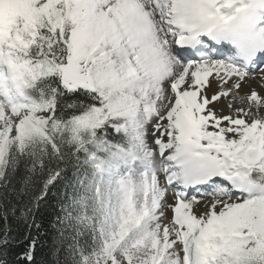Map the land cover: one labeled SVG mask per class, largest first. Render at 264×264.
<instances>
[{"label":"snow or ice","instance_id":"obj_1","mask_svg":"<svg viewBox=\"0 0 264 264\" xmlns=\"http://www.w3.org/2000/svg\"><path fill=\"white\" fill-rule=\"evenodd\" d=\"M0 188V264H264V0H0Z\"/></svg>","mask_w":264,"mask_h":264},{"label":"trees","instance_id":"obj_2","mask_svg":"<svg viewBox=\"0 0 264 264\" xmlns=\"http://www.w3.org/2000/svg\"><path fill=\"white\" fill-rule=\"evenodd\" d=\"M21 173H18L17 176L15 178L12 179L11 183L9 184L8 188H15V189H19L20 188V183H19V177H20ZM0 193H5L8 195V200L11 201L12 203L16 202V195L15 192L9 193L8 189L5 188H0ZM43 213H44V217L45 218H49L52 215V209L51 208H45L42 209ZM47 241L48 243L45 245V247L41 250L40 254L41 256L51 259V255H50V251H49V246L51 245L52 242V236L51 233L49 234V236L47 237Z\"/></svg>","mask_w":264,"mask_h":264},{"label":"bare ground","instance_id":"obj_3","mask_svg":"<svg viewBox=\"0 0 264 264\" xmlns=\"http://www.w3.org/2000/svg\"><path fill=\"white\" fill-rule=\"evenodd\" d=\"M214 91H216L215 85L212 86V91L209 92V95H211ZM217 106L220 107V102H218Z\"/></svg>","mask_w":264,"mask_h":264},{"label":"rangeland","instance_id":"obj_4","mask_svg":"<svg viewBox=\"0 0 264 264\" xmlns=\"http://www.w3.org/2000/svg\"><path fill=\"white\" fill-rule=\"evenodd\" d=\"M226 103H227L226 100H222V101H220V106H222V105H224V104H226ZM225 112H226V110H225Z\"/></svg>","mask_w":264,"mask_h":264}]
</instances>
